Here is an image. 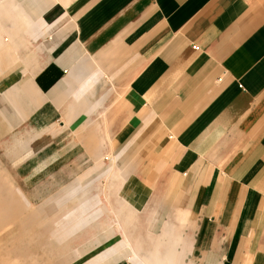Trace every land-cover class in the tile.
<instances>
[{
    "label": "crops",
    "instance_id": "1",
    "mask_svg": "<svg viewBox=\"0 0 264 264\" xmlns=\"http://www.w3.org/2000/svg\"><path fill=\"white\" fill-rule=\"evenodd\" d=\"M0 168L55 264H264V0H0Z\"/></svg>",
    "mask_w": 264,
    "mask_h": 264
},
{
    "label": "rangeland",
    "instance_id": "2",
    "mask_svg": "<svg viewBox=\"0 0 264 264\" xmlns=\"http://www.w3.org/2000/svg\"><path fill=\"white\" fill-rule=\"evenodd\" d=\"M86 174L83 173L82 177ZM89 174L91 176V172ZM22 190L16 186L14 178L0 168V264L58 263L59 255L51 252L55 249L58 239L56 240L55 235H49L52 232L57 233L62 241L65 238V229L52 230L53 224L57 223L53 221V215L46 217L43 216L45 215L43 209L39 211V203L45 199H35V202L34 199L28 201L24 199L23 194L25 193ZM94 194L92 199L101 201L104 199L103 196L98 198L96 193ZM26 195L29 196V191H26ZM103 204L105 212H110V204L108 202ZM65 206H59L57 211L65 210ZM97 207V205L94 206L92 211H96ZM51 211L54 210L51 209ZM58 223L60 225L57 224L56 227L65 228L62 219ZM18 258L21 259L20 262ZM155 261L158 263L157 259Z\"/></svg>",
    "mask_w": 264,
    "mask_h": 264
},
{
    "label": "bare ground",
    "instance_id": "3",
    "mask_svg": "<svg viewBox=\"0 0 264 264\" xmlns=\"http://www.w3.org/2000/svg\"><path fill=\"white\" fill-rule=\"evenodd\" d=\"M17 213V212H16ZM32 214V213H31ZM15 215V214H14ZM134 222V221H133ZM132 225V224H131ZM91 226V225H90ZM129 226V225H128ZM89 228V227H88ZM126 233V232H125ZM33 234H34V232H33ZM123 234H124V232H123ZM30 235V234H29ZM125 236V235H124ZM127 236V235H126ZM126 236H125V238H126ZM129 236H131V235H129ZM127 237V238H129L130 239V237ZM13 238V237H12ZM31 239V238H30ZM131 239H132V237H131ZM130 239V240H131ZM153 239V238H152ZM10 240V239H9ZM134 240V239H133ZM128 241V240H127ZM132 241V240H131ZM130 241V242H131ZM152 242V241H151ZM170 243V242H169ZM32 244V243H31ZM30 244V245H31ZM129 244V243H128ZM153 244V243H152ZM154 244H157V242L156 243H154ZM150 245H151V243H150ZM167 246H168V244H166ZM154 246V245H153ZM157 247V246H156ZM161 247H163V246H161ZM153 251V250H152ZM148 252H150V251H148ZM147 252V253H148ZM36 254V253H35ZM21 255V254H20ZM42 255V254H41ZM178 255V254H177ZM33 256V255H32ZM37 256V255H36ZM149 256V255H148ZM151 256L154 258V260L155 259H157V261H158V263L156 262V264H173V263H175L174 262V259H176V254H175V252H171V251H169V252H165V253H159V252H151ZM139 257V256H138ZM183 257V256H182ZM143 258V257H142ZM19 259V258H18ZM184 259V258H183ZM20 260L21 259H19V261L18 262H20ZM144 261V260H143ZM182 261V260H181Z\"/></svg>",
    "mask_w": 264,
    "mask_h": 264
}]
</instances>
